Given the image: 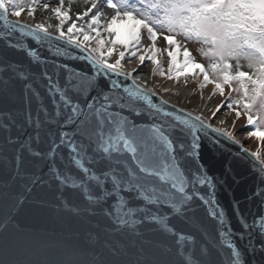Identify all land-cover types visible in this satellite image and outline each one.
<instances>
[{
  "label": "snow or ice",
  "instance_id": "obj_1",
  "mask_svg": "<svg viewBox=\"0 0 264 264\" xmlns=\"http://www.w3.org/2000/svg\"><path fill=\"white\" fill-rule=\"evenodd\" d=\"M39 6V0H0V43L29 59L26 70L22 64L0 61V102L14 99L15 83L22 84L23 107L15 115L0 111V156L14 163L13 179L56 186L64 210L72 218L86 220L89 239L101 246L90 254V264H243L231 239L233 229L216 199L217 185L199 163L198 154L200 140L209 136V130L239 141L233 132L213 127L202 114L176 108L169 100L155 103L154 88L134 78L133 72L123 71L121 61L127 51L141 64L150 60L152 75H164L155 58L158 34L167 33L163 39L174 48L176 36L198 44L197 51L209 61L207 66L195 62L185 47L177 75L202 76L198 87L211 84L212 94L221 97L227 85L228 109L237 119L241 116L237 109H242L246 127L252 129L247 136L264 144V0H107L106 6L114 12L103 25L107 39L101 35L100 11L92 15L87 30L73 22L65 32L69 11L64 10L63 0L51 8L59 21L55 32L49 30L51 24L19 19L25 11L34 19ZM95 8L97 0H91V7L77 13L76 19ZM118 21H127L130 27L114 28ZM141 29L153 42L151 56L138 55L135 47ZM26 38L47 46L54 57L87 60L91 67L83 71L55 59L48 62ZM117 44L125 51L109 63ZM130 44L134 45L131 49ZM69 48L82 55L73 56ZM167 54V78L173 79L175 56L173 51ZM241 59L251 72L240 70ZM232 60L237 62L234 74ZM6 72L9 75L2 78ZM233 81L238 84L235 88ZM232 92L239 93L238 98L232 99ZM223 104L212 110L213 117ZM140 118L143 122H137ZM24 126L31 133L23 140L13 138L12 129ZM249 155L264 178L261 148ZM38 165L46 167L47 173L36 175L27 167ZM253 196L264 207V189ZM23 203L17 198L2 206L0 264H86L89 254L72 239L16 220ZM239 220L244 231L238 235L243 239L248 233V250L254 253L251 236L258 233L264 241V215L249 223L239 214ZM67 231L78 235L71 226ZM147 233L162 236L168 243H154L146 238ZM260 250L264 251V243Z\"/></svg>",
  "mask_w": 264,
  "mask_h": 264
},
{
  "label": "water",
  "instance_id": "obj_2",
  "mask_svg": "<svg viewBox=\"0 0 264 264\" xmlns=\"http://www.w3.org/2000/svg\"><path fill=\"white\" fill-rule=\"evenodd\" d=\"M10 19L15 20L16 18L10 17ZM19 19L23 22L31 23L21 17ZM0 28H2V24H0ZM26 43L35 48L39 55L48 62H52L55 59L57 62L67 63L70 67L83 71H87L91 67L87 60L54 57L47 46L41 47L30 38H26ZM68 50L73 56L82 55L77 49L69 48ZM4 60L22 64L25 70L29 66V59L24 53L7 48L3 43H0V61ZM8 75L9 73L6 72L2 78H7ZM113 79L123 81L124 78L114 76ZM14 87L15 98L7 102H0V111L11 112L15 115L16 111L23 107L20 99L22 84L16 82ZM152 99L155 103H159L161 99L169 100L170 104H174L176 108L194 111L190 107L159 92ZM165 107L168 110H174L169 105ZM194 112L199 114L196 111ZM208 121L212 126L214 125L213 127H220L209 119ZM137 122H143V118L138 119ZM31 131L28 126L18 130L13 128L11 135L13 138L23 140ZM234 139L236 141L240 140L235 136ZM217 140L220 142L217 143ZM251 152L241 140L239 143H234L226 137L217 136L211 130H209L208 137H203L200 140L198 149L199 163L206 169L207 174L214 178L217 185L216 199L225 210L226 219L233 229L231 239L241 252L243 264H264V251L260 250V245L264 241L261 240L259 234L255 233L251 236V244L256 248L254 253L248 250L250 239L248 233H245L243 239L238 235V233L244 231L241 228L239 214H243L249 223L252 222L253 217L264 215V207H261L260 199L253 196V193L264 189V178H262L256 167L257 162L249 155ZM10 156L11 153H9ZM25 156H27L26 153ZM27 167H29L30 171H35L36 175H44L48 171L43 165H38L35 168ZM14 173V163L9 164L4 157L0 156V212L3 211L2 206L8 200L22 198L24 203L19 211L15 213L16 220L26 227H45L72 239L85 253L89 254L86 257V264H90L92 259L90 254L100 250L101 246L95 240L89 239L88 229L90 225L87 221L69 216L61 204L60 192L55 185L47 182L37 183L36 185L27 184L26 180L21 177L13 179ZM70 202L75 203L76 201L70 199ZM58 205L60 207H57ZM69 226L75 232H78V235L71 236L67 231ZM146 238L154 243L157 241L162 244L168 243L166 238L152 233H147ZM125 242H127L126 238ZM224 259H227V250H225Z\"/></svg>",
  "mask_w": 264,
  "mask_h": 264
},
{
  "label": "rangeland",
  "instance_id": "obj_3",
  "mask_svg": "<svg viewBox=\"0 0 264 264\" xmlns=\"http://www.w3.org/2000/svg\"><path fill=\"white\" fill-rule=\"evenodd\" d=\"M72 1L75 2L76 8L74 11H72L70 13L69 19L65 21V23L63 25L64 31L67 32L68 26L70 24H72L73 22H75L77 24V26H84L85 29L87 30V23L91 19L92 15H95L96 11H100L102 13V15L100 17L101 35H102V38L107 39L108 34L103 32V25L106 23V20L110 19L111 16L114 14L113 10L106 6L107 0H97V8L93 9V11L88 14V16H84L80 20L76 19L77 13H83L89 7H91V0H72ZM46 4H48V3H46ZM48 5H49V8L47 10H45L43 8V5H40L39 7H37L36 12H35V17L37 18V21L35 23H44L45 25L50 24L51 20H49L48 16H49V14H52L51 8H53V7L50 4H48ZM26 14H27V12L25 11L24 13H22V15L20 17L24 18ZM55 20L59 23V21L56 18H55ZM113 27L120 30V31H124L127 27H130V24L127 21H123V22L118 21L117 24L113 25ZM51 29H55V27L51 28ZM93 35H94V33H93ZM139 36H140V42L138 45H135V47L139 48L138 55L142 54V55H145L146 57L153 55L152 52L148 51V48H149L148 46L151 44V41H149V39H148V34H147L146 30L141 29L139 31ZM91 46L94 47L95 45L92 44ZM132 47H134V45L130 44L129 48L131 49ZM119 51H125V49L122 45L117 44L114 46V51H113L112 55L110 57H108L109 63L115 62V60L118 57ZM155 58L159 62L160 69H162L161 65H160V62L163 60L162 54L155 53ZM201 58H203V60L206 63L208 62L207 58H205L203 56H201ZM195 62L198 63V61H195ZM121 67L130 69L133 72L134 71L135 72L136 71H142V72L143 71H150V72H152L154 65L148 59H145L143 64H141L140 61L138 60V58L130 57L129 53L126 51L125 57L121 61ZM153 77L156 79H160L162 82H167V81L171 80V79L167 78V75L166 76L160 75L159 72L156 75H153ZM172 77H173V79L178 78V77H182L184 79L183 85L185 87L188 88V87L193 85L196 87V89H200L198 87L197 81L203 79L202 76H194L191 72L187 73L186 76L185 75L177 76V74H176V75H173ZM153 86L156 89V86L155 85H153ZM208 87H212V85L209 84L204 89H207ZM232 87L234 88V86H232ZM158 91L161 92L160 90H158ZM224 91H225V97H227L228 93L230 91L229 87L224 86ZM234 95H239V93L232 92L231 93L232 99H233ZM166 96L172 98L171 95H169V94H167ZM225 97H221L219 95V93H216L215 95H213V94L210 95V99L212 101H215L216 99L219 100L218 103H216V105L220 104L221 101H224V104L215 117L212 116V110L216 107V105L214 107L210 106L211 109L209 111V120L221 127L220 124H221V117L222 116H227V117L232 118V125H231L232 127H229L226 130L233 132L234 136L238 137V139H240L244 143V145L249 150H251L252 152L256 151L258 148H261V158L264 159V144H262L260 141H258L255 137L249 138L247 136V132L249 130H252V129H251V126L246 127V117L243 115V111L240 109H237V110L241 111V116L239 117V119H237L235 116V112L228 109L227 103H229L230 100H225ZM197 98H198L197 95L194 94L192 96V100L190 101L191 105L188 107L193 108L196 105ZM233 121H235V125H233ZM240 121H241V123H240Z\"/></svg>",
  "mask_w": 264,
  "mask_h": 264
},
{
  "label": "bare ground",
  "instance_id": "obj_4",
  "mask_svg": "<svg viewBox=\"0 0 264 264\" xmlns=\"http://www.w3.org/2000/svg\"><path fill=\"white\" fill-rule=\"evenodd\" d=\"M23 18V17H22ZM31 23H35L37 21V18L34 16L33 18L28 17V15L26 14L25 17L23 18ZM53 32H55V29H49ZM123 71L125 72H133L130 69L121 67ZM134 78H137L141 83H147V86L154 88L153 85L156 86V89L154 88L155 91L159 92L158 90H160L163 95H171V97L186 105V106H190L191 104V100H192V96L194 94L197 95V101H196V105L191 108L194 111L198 112L199 114L204 115L206 118L209 119V111L211 109L210 106H215L216 103H218V99H216L215 101H212L210 99V95L212 94V87H208L207 89H196L195 86H190V87H185L183 85L184 83V79L182 77H178L175 79H171L167 82H162L160 79H156L153 77L152 72L150 71H134L133 72ZM164 89H167L168 91H164ZM159 92V93H161ZM161 93V94H162ZM217 101V102H216ZM221 121H224V123L220 124L221 127L227 129L229 127H232V118L227 117V116H222L221 117ZM243 121V120H242ZM241 123V121H240ZM236 137V136H235ZM238 138V137H237Z\"/></svg>",
  "mask_w": 264,
  "mask_h": 264
},
{
  "label": "trees",
  "instance_id": "obj_5",
  "mask_svg": "<svg viewBox=\"0 0 264 264\" xmlns=\"http://www.w3.org/2000/svg\"><path fill=\"white\" fill-rule=\"evenodd\" d=\"M48 3L50 4L53 8L57 7L60 4V0H39V4H45ZM25 7H27V4H25ZM63 8L64 10H68L69 11V15L72 11L75 10L76 8V4L75 2H73L72 0H63ZM52 13V12H51ZM49 20H51L50 24L53 25V27L58 23L55 20V16L53 14H49ZM167 34V33H163V34H159L157 36V39L155 41V47L159 50L156 53H160L163 56V60L160 62L161 68L164 72V75H168V67H169V56L167 54V51H173L174 52V56H175V63L173 65V71L171 73V75H176L178 70H179V65L183 64L184 61V54H183V50L186 47L189 52L191 53L192 57L194 58L195 61L201 62L202 65L207 66V64L209 63V61L206 63L203 58H201L200 53L197 51V49L200 47L198 44L194 43V42H189V41H185L184 38L182 36H176L175 39L178 41V45L174 48L173 46H170L167 44V42L163 39V35ZM152 41L150 46L152 45ZM149 46V48H150ZM148 48V51H149ZM165 49H167V51H165ZM232 64V73L234 74L236 72V61L232 60L229 61ZM240 64V70L241 71H245V72H251V69L248 68L247 66V61H245L244 59H241L239 61ZM227 86V85H225ZM232 86L237 87L238 84L233 81L232 82ZM239 95H234L233 99L238 98ZM233 107H236L235 105ZM242 110V109H240ZM243 111V110H242Z\"/></svg>",
  "mask_w": 264,
  "mask_h": 264
}]
</instances>
